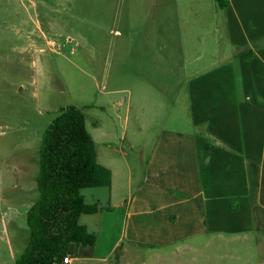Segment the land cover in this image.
I'll list each match as a JSON object with an SVG mask.
<instances>
[{"label":"rangeland","instance_id":"rangeland-1","mask_svg":"<svg viewBox=\"0 0 264 264\" xmlns=\"http://www.w3.org/2000/svg\"><path fill=\"white\" fill-rule=\"evenodd\" d=\"M222 14L215 0H0V264L28 246L43 136L70 106L113 174L83 190L98 240L72 264H264V234L177 237L148 169L160 138L192 132L186 74L227 44Z\"/></svg>","mask_w":264,"mask_h":264},{"label":"crops","instance_id":"crops-1","mask_svg":"<svg viewBox=\"0 0 264 264\" xmlns=\"http://www.w3.org/2000/svg\"><path fill=\"white\" fill-rule=\"evenodd\" d=\"M225 1L227 44L186 74L192 132H168L148 162L182 240L264 234V0Z\"/></svg>","mask_w":264,"mask_h":264},{"label":"trees","instance_id":"trees-1","mask_svg":"<svg viewBox=\"0 0 264 264\" xmlns=\"http://www.w3.org/2000/svg\"><path fill=\"white\" fill-rule=\"evenodd\" d=\"M215 1L220 8L228 6L225 0ZM39 164V197L28 212L29 243L16 264H62L80 247H94L97 235L80 219L102 208L88 203L83 190L112 187V171L99 163L85 115L75 106L48 126Z\"/></svg>","mask_w":264,"mask_h":264},{"label":"built area","instance_id":"built-area-1","mask_svg":"<svg viewBox=\"0 0 264 264\" xmlns=\"http://www.w3.org/2000/svg\"><path fill=\"white\" fill-rule=\"evenodd\" d=\"M74 261V258L71 255H68L64 258L62 264H72Z\"/></svg>","mask_w":264,"mask_h":264}]
</instances>
